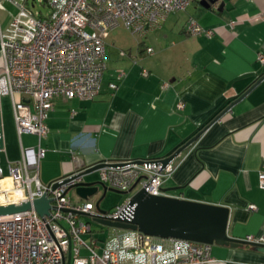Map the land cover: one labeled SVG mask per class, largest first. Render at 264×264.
Wrapping results in <instances>:
<instances>
[{"label": "crops", "instance_id": "1", "mask_svg": "<svg viewBox=\"0 0 264 264\" xmlns=\"http://www.w3.org/2000/svg\"><path fill=\"white\" fill-rule=\"evenodd\" d=\"M261 15L264 0H217L208 8L193 0L185 11L171 12L160 26L148 29L136 55L119 49L93 100L54 101L40 142L45 149L40 180L48 183L103 161L163 158L223 113L172 160L175 169L163 189L171 196L228 207L230 237L264 238V187L258 182L264 155V66L256 60L257 53L264 54V20L256 18ZM190 16L213 29L214 36L188 35ZM147 47L153 52L148 54ZM119 71L124 76L117 80ZM111 82L117 87L112 89ZM22 135L32 138L23 147L36 146L34 135ZM6 157L17 161L21 154ZM211 256L208 264H264V252L248 244H214Z\"/></svg>", "mask_w": 264, "mask_h": 264}, {"label": "built area", "instance_id": "2", "mask_svg": "<svg viewBox=\"0 0 264 264\" xmlns=\"http://www.w3.org/2000/svg\"><path fill=\"white\" fill-rule=\"evenodd\" d=\"M192 1L0 0V8L3 3L14 8L7 27L0 31V98L10 97L21 154L17 161L6 157L7 174L0 158V205L32 204L42 197L49 200L44 215L33 206L0 215V264H66L68 257L70 264H208L214 260L211 245L206 243L158 238L114 227L99 238L86 217L94 221L127 217L132 195L104 213L88 199L74 201L68 190L82 177L73 176L92 165L48 183L39 178V163L45 155L40 142L47 134L46 119L53 103L57 98L93 100L100 93L110 33L123 27L143 38L148 29L160 26L171 12L185 11ZM256 18L264 20V15ZM185 31L207 38L215 34L191 16ZM146 52L150 54L153 49L147 47ZM256 60L264 66L263 53H257ZM123 76L119 71L117 80ZM109 86L114 89L117 83ZM182 106L179 101L177 107ZM22 134L34 135L36 146L23 147ZM0 140V152L6 155L1 111ZM70 153L74 157L75 152ZM103 162L107 165L97 170L99 181L132 194L140 189L151 195L165 194L163 183L175 169L172 160L164 164L162 158ZM258 182L264 187V155ZM243 240L264 243V238L251 235Z\"/></svg>", "mask_w": 264, "mask_h": 264}, {"label": "water", "instance_id": "3", "mask_svg": "<svg viewBox=\"0 0 264 264\" xmlns=\"http://www.w3.org/2000/svg\"><path fill=\"white\" fill-rule=\"evenodd\" d=\"M216 1L217 0H200V4L208 8ZM260 80L261 79L257 80V82ZM254 85L255 84L238 97V99L244 97ZM232 104L226 107L224 112L227 111ZM222 114L223 113H220L216 116L214 120L189 138L184 144L176 148V150L170 155L163 157V163L166 164L173 160L186 147L196 141L202 132L211 123L218 120ZM1 143L2 141L0 140V144ZM105 165L107 164L104 162L93 164L83 172L73 176V178L78 176L83 177L91 172L97 171ZM99 186L103 189L101 197L105 195L107 190H113L122 194L127 193L111 189L101 181H80L69 189H74L78 198L87 199L98 191ZM163 192L165 193L163 195H151L147 194L143 189L137 190L129 199L128 206L130 211L127 217H118L116 219L95 218V221L108 227L138 230L143 234L158 238H176L198 243H206L209 245L215 244L231 247L248 244L254 246L257 250L264 252V243H249L242 239L233 238L227 235V222L229 217L228 207L171 196L168 195L164 189ZM31 206H33L40 215H44L48 213L49 200L42 197L35 199L32 204L29 202H21L0 205V215L27 210L31 208ZM95 208L98 212H105L99 208V202L95 204ZM66 264H70V257L67 258Z\"/></svg>", "mask_w": 264, "mask_h": 264}, {"label": "rangeland", "instance_id": "4", "mask_svg": "<svg viewBox=\"0 0 264 264\" xmlns=\"http://www.w3.org/2000/svg\"><path fill=\"white\" fill-rule=\"evenodd\" d=\"M14 12V8L6 3L2 4V7L0 8V20L2 26H7L9 20L12 17V14ZM143 38L131 34L128 30H126L123 27H118L114 29L110 36L106 39V70L104 72V75L109 73L110 69L113 68V61L115 57L118 55L119 49H122L127 54L131 52V55H136L138 46L140 44V41ZM0 111H1V119H2V129H3V136H4V148L7 152L6 154H18L20 153V146H19V140L18 135L16 133L14 119H13V113H12V107H11V100L10 97L7 95L1 96L0 98ZM22 142H24L25 145L30 144L32 141V138L28 135H22L21 137ZM4 152H0V158H1V165L4 168V174H7V171L5 169V159L6 156ZM91 172L83 178L87 182H93L98 181L100 178L98 175H92ZM92 175V176H91ZM99 177V178H98ZM103 189L101 186H99L98 191L91 195L89 197V200L92 201L94 204L99 202V208L104 211H110L114 209L116 206H119L123 204L131 195L132 193H117L113 190H107L105 195L102 196ZM68 196L76 198L74 189L68 190ZM86 219L91 221L92 224V230L94 233L99 237L103 238L105 235L109 232V227L102 225L96 221H94L90 217H86ZM87 235H84L83 238L87 239Z\"/></svg>", "mask_w": 264, "mask_h": 264}, {"label": "trees", "instance_id": "5", "mask_svg": "<svg viewBox=\"0 0 264 264\" xmlns=\"http://www.w3.org/2000/svg\"><path fill=\"white\" fill-rule=\"evenodd\" d=\"M204 127H205V126H203L202 128H199V129L197 130V132L200 131V130H202ZM197 132H196V133H197ZM196 133H195V134H196ZM186 141H187V140H186Z\"/></svg>", "mask_w": 264, "mask_h": 264}]
</instances>
